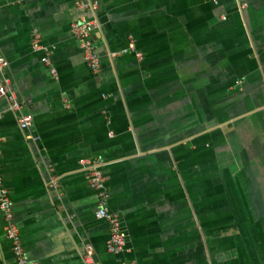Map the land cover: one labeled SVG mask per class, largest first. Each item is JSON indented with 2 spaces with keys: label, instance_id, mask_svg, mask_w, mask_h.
<instances>
[{
  "label": "crops",
  "instance_id": "0c3cea01",
  "mask_svg": "<svg viewBox=\"0 0 264 264\" xmlns=\"http://www.w3.org/2000/svg\"><path fill=\"white\" fill-rule=\"evenodd\" d=\"M84 1L94 14L0 0V84L22 105L0 99V166L29 260L92 264L91 245L94 264H264V0ZM82 19L98 22L97 74L71 34ZM130 36L141 60L122 54ZM86 159L103 163L120 254ZM0 261L16 264L1 210Z\"/></svg>",
  "mask_w": 264,
  "mask_h": 264
},
{
  "label": "built area",
  "instance_id": "2783aa9c",
  "mask_svg": "<svg viewBox=\"0 0 264 264\" xmlns=\"http://www.w3.org/2000/svg\"><path fill=\"white\" fill-rule=\"evenodd\" d=\"M215 3L218 4L217 1H215ZM76 4L79 9L90 12V14H94L97 8L96 4L87 3L84 0H77ZM97 28L98 22L95 19H82L71 25V34L79 42L80 48L84 54L85 63L89 70L94 74L99 73L101 70L100 57L96 51L93 40V35ZM32 48L34 52H47V49L42 43V36L37 30H35L33 34ZM122 54H134L139 60L143 58V55L137 51L136 40L133 36L129 37L128 44L126 48L122 50ZM42 62L49 65V58L47 54L42 58ZM8 67V61L3 57H0V74L3 75ZM51 73L54 76L56 75L55 70H52ZM10 86V80L3 78V84H0V99H8L11 104V110L14 113H19L21 112L22 105L18 102L17 95L11 90ZM18 124L22 131L29 130L33 125L32 115L28 114L21 116L18 120ZM80 164L86 171L89 187L97 193L98 210L96 212V217L99 220L106 221L110 228V239L107 243V250L111 254H120L126 249L127 236L122 228L120 216L111 212L109 208V190L107 187V179L102 171L103 163L99 159H86L81 161ZM0 210L3 213L5 221V235L11 243L12 253L15 257L16 264H40L29 260L23 248L21 234L14 221L11 193L4 185V179L1 174V166ZM92 257L93 247L91 245H87L85 253L86 262L94 264ZM130 264L136 263L131 262Z\"/></svg>",
  "mask_w": 264,
  "mask_h": 264
},
{
  "label": "trees",
  "instance_id": "16d2710c",
  "mask_svg": "<svg viewBox=\"0 0 264 264\" xmlns=\"http://www.w3.org/2000/svg\"><path fill=\"white\" fill-rule=\"evenodd\" d=\"M0 264H2V262L0 261Z\"/></svg>",
  "mask_w": 264,
  "mask_h": 264
}]
</instances>
